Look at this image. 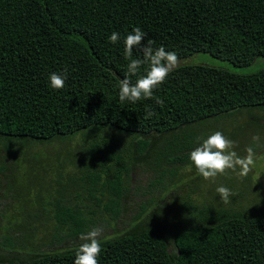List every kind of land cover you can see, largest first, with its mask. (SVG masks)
I'll return each instance as SVG.
<instances>
[{
    "label": "trees",
    "instance_id": "obj_1",
    "mask_svg": "<svg viewBox=\"0 0 264 264\" xmlns=\"http://www.w3.org/2000/svg\"><path fill=\"white\" fill-rule=\"evenodd\" d=\"M135 27L147 34L143 44L152 40L153 48L176 52L181 65L152 98L121 102L119 82L130 62L124 40ZM113 32L120 34L116 44L109 41ZM199 51L234 65L264 55V0H0V136L53 140L84 128L126 134L120 142L113 137L86 144L79 156L84 175H68L64 184L68 190L82 178L94 182L65 192L55 200V214L44 216L55 221L50 239L74 242L47 249L32 242L31 230L15 239L11 233L21 227L6 234L0 228V264H74L81 234L94 226L112 230L103 229L99 264H264V207L247 209L238 196L225 204L219 193L198 188L189 192L193 212L169 209L158 219L153 212L177 197L156 182L167 173L172 184L180 182L176 175L193 165L190 153L206 134L236 133L238 126L229 131L218 118L264 106V66L243 72L192 61ZM136 58L143 59L139 48L133 49ZM147 69L142 65L131 75L132 83ZM65 71V86L53 89L50 74ZM148 110L154 115L145 119ZM211 119L216 130L208 133ZM3 153L0 147V170L8 163L14 170L16 162L3 160ZM140 160L147 164L143 171ZM146 170L145 182L134 181ZM57 173L54 180L64 177ZM133 191H140L136 210L118 228ZM9 194L17 192L9 188L7 199Z\"/></svg>",
    "mask_w": 264,
    "mask_h": 264
},
{
    "label": "rangeland",
    "instance_id": "obj_2",
    "mask_svg": "<svg viewBox=\"0 0 264 264\" xmlns=\"http://www.w3.org/2000/svg\"><path fill=\"white\" fill-rule=\"evenodd\" d=\"M191 60L222 65L243 72L254 71L264 66V55L257 56L246 65H234L228 59L218 58L205 51L194 53ZM211 120L212 121H208L210 122V125L207 127L210 131H206L208 133H212L216 130L212 129L213 126H216L213 121L215 119ZM217 121V124H222L224 128L229 131L233 129L234 125L238 126L236 133L228 138L236 142L233 150L236 151L240 157L247 156L246 149L250 146L253 147L255 155L252 170L246 177H241L238 175L239 168H237L236 171L229 169L226 174L218 175L214 180H205L198 174L194 164L192 166L186 165L184 175L181 176V173L176 175V178H182L180 182L173 184L169 181L173 175L167 173V178H162L165 180L156 182V188L158 186V189H163V192L168 191L167 193L174 191L177 197L171 202H162L163 204H160L159 207L157 206V209L160 210L153 211L157 219L159 215H163L164 212L170 213L171 211L169 209H173V212L176 211L177 214L178 212L184 213L189 207V210L193 212L195 204L189 203L191 201L189 192L192 193L198 188L205 191L207 195L209 194V196H212V193L217 192V187L225 186L233 193L230 198L238 196V202L243 204L245 208L254 210L264 207V106L243 107L218 118ZM112 130V132H107L106 130L101 132L94 131V129L90 128H84L68 135L54 138L53 140L33 139L28 136L1 135L0 147L5 151V153H3L5 154L3 160L7 159L16 162L14 164V170H12V163H8L9 168H6L3 172L0 170V178H14L11 181H0L1 234H6L15 227H21L22 229L20 228V231L11 233L13 235L12 238H19L25 233L24 231L31 230L33 234V236H31L33 239L32 242H40L42 248L62 247L73 243L74 238L65 239L64 241L50 239L55 221L53 218L45 220L44 216L55 214L52 209L56 204L55 200L61 198L65 192L73 194L75 191H79L80 188H83L85 183L90 184L94 182V178H82L83 181H78L77 184L70 185V187L67 188L68 190H66V184H64L67 178H69L68 175L75 177L69 178L70 180H81L79 177L84 175V168L82 164H79V156L82 155V148H84L86 144L89 145L91 140L103 138H108L109 140L114 137V139H111V142H118L122 138L125 139L126 134L124 132L115 128H112ZM206 136L208 137V134H206ZM253 136L260 137L258 143L253 141ZM94 152H96L95 148ZM103 152L106 153V151ZM137 157L138 156H136V158ZM58 159H63V166H59L61 163H59ZM64 160L68 162L64 163ZM140 163H142L140 169L143 167L146 168L147 164L143 162V160H140ZM111 164L114 166V161L110 159L109 165ZM59 170H62L64 177L54 180L53 177L58 174L57 172H59ZM152 171L156 173L154 168ZM136 174L142 178H134V181L137 179L140 180V182H145L147 170L146 172H138ZM166 181L168 182L164 188H162L163 183ZM9 188H13L18 195L16 194L15 197L9 194L7 199L6 190ZM139 194L140 191L132 192V197L129 200L128 213L122 216L120 223L116 227L123 228V224L127 222L129 213L135 212L136 209H131L139 199ZM193 195L197 196L195 193H193ZM135 199L136 201H134ZM9 202L12 203L6 207H2V205ZM149 209L150 208L147 210ZM36 215L42 216L36 218ZM32 225L36 226L30 228ZM102 229H106L108 233L112 231L109 226ZM16 233L22 234L18 237ZM22 237H24V235Z\"/></svg>",
    "mask_w": 264,
    "mask_h": 264
},
{
    "label": "clouds",
    "instance_id": "obj_3",
    "mask_svg": "<svg viewBox=\"0 0 264 264\" xmlns=\"http://www.w3.org/2000/svg\"><path fill=\"white\" fill-rule=\"evenodd\" d=\"M147 34L140 28L135 27L124 40L125 56L130 62L127 66V73L119 82V99L121 102L129 101L136 103L142 99H150L153 92L163 84L170 73L174 72L181 65L180 58L174 51H166L164 46L153 48L154 41H143ZM120 34L113 32L109 41L113 44L119 42ZM139 48L143 59H132L133 49ZM142 65H148L146 74L137 79L133 84L130 76L138 73ZM50 86L53 89H62L67 80V72L50 74ZM162 103V101H158ZM154 115L148 110L145 119ZM259 136H253V141L258 143ZM236 142L226 137L221 131H216L196 147L190 153V159L195 165L197 172L205 180H214L218 175L226 174L227 170L236 171L238 175L246 177L254 166V149H246L247 156L240 157L234 147ZM225 204L229 203V197L233 195L231 190L225 186L216 189ZM103 229L94 226L86 233H82L80 239L83 243L75 253L74 264H99V257L102 253L100 237Z\"/></svg>",
    "mask_w": 264,
    "mask_h": 264
}]
</instances>
